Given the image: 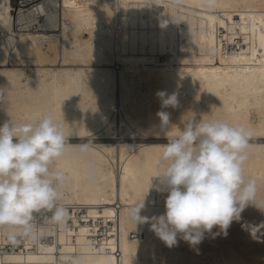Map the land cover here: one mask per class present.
<instances>
[{
	"label": "bare ground",
	"instance_id": "bare-ground-1",
	"mask_svg": "<svg viewBox=\"0 0 264 264\" xmlns=\"http://www.w3.org/2000/svg\"><path fill=\"white\" fill-rule=\"evenodd\" d=\"M10 2L0 0V124L48 112L62 124L68 218L37 215L36 242L0 236V264H264V208L206 233L198 254L183 240L168 248L127 212L145 195L141 215L165 210L167 193L148 191L166 143L158 91L178 95L165 109L173 123L252 129L245 174L264 197V0H17L15 17Z\"/></svg>",
	"mask_w": 264,
	"mask_h": 264
},
{
	"label": "clouds",
	"instance_id": "clouds-1",
	"mask_svg": "<svg viewBox=\"0 0 264 264\" xmlns=\"http://www.w3.org/2000/svg\"><path fill=\"white\" fill-rule=\"evenodd\" d=\"M156 96L161 102L157 135H164L166 143L160 145L158 175L154 176L158 183L151 182L148 191L167 193L165 210L151 217L141 215L145 195L127 210L128 217L135 226L148 224L168 248L183 240L198 254L206 233L213 238L226 235L246 207L264 208V197L257 196V180L245 174L254 132L216 117L193 115L173 123L165 109L179 106L177 93L158 91ZM5 98L0 86V103ZM173 124L176 130L166 135ZM67 147L68 137L52 112L31 122L10 118L0 124V236L36 242L37 215L50 213L53 225L67 220V178L56 166ZM88 147L81 145V153H87ZM214 227L219 232L213 233Z\"/></svg>",
	"mask_w": 264,
	"mask_h": 264
},
{
	"label": "rangeland",
	"instance_id": "rangeland-1",
	"mask_svg": "<svg viewBox=\"0 0 264 264\" xmlns=\"http://www.w3.org/2000/svg\"><path fill=\"white\" fill-rule=\"evenodd\" d=\"M11 2V6H12V9H11V12L13 13L14 17L16 16V10H18V2L17 0H10ZM15 9V10H14Z\"/></svg>",
	"mask_w": 264,
	"mask_h": 264
}]
</instances>
